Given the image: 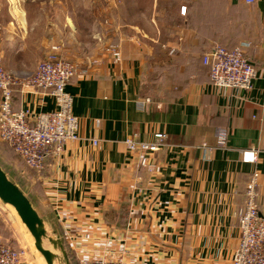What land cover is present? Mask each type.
I'll use <instances>...</instances> for the list:
<instances>
[{
	"label": "crops",
	"instance_id": "0c3cea01",
	"mask_svg": "<svg viewBox=\"0 0 264 264\" xmlns=\"http://www.w3.org/2000/svg\"><path fill=\"white\" fill-rule=\"evenodd\" d=\"M252 1L181 4L187 15L199 14V41L188 34L174 46L169 74L175 84L158 98L143 94V53L133 42L120 40L117 65L104 51L75 55L67 45L63 56L77 68L66 92L79 120V140L64 143L42 173L30 171L36 200L28 199L72 264L91 257H121L125 264H231L253 172L259 174L257 203L264 216V0ZM15 9H7L9 23L0 27L14 56V65L7 66L18 82L13 108L52 112L48 93L25 87L24 80L58 44L54 28H40L34 38L25 14ZM239 44L249 45L252 89L215 93L203 55L213 46ZM97 57L99 64H91ZM220 130L224 147L217 146ZM156 133L165 141L155 154L127 150V139L152 143ZM247 151L255 152V163H243ZM142 157L151 170L140 167ZM13 237L1 236L16 245Z\"/></svg>",
	"mask_w": 264,
	"mask_h": 264
},
{
	"label": "rangeland",
	"instance_id": "374dc122",
	"mask_svg": "<svg viewBox=\"0 0 264 264\" xmlns=\"http://www.w3.org/2000/svg\"><path fill=\"white\" fill-rule=\"evenodd\" d=\"M186 3L187 0H0V27L4 29L9 23L10 15L7 9L16 8L15 12L25 14L34 38L39 36L40 28H54L52 36L58 44L53 46L61 47L62 57L68 51L66 47L69 43L75 48L76 52L72 53L76 55L94 52L98 54L100 51L108 54L107 50L111 48H116L120 52L121 41L133 42L143 53L144 65L141 76L143 94L153 99L163 95L162 90L166 86L175 84V79L169 74L174 56L171 49L176 48L174 46L178 42L180 44L181 41H186L188 34L195 35L199 41L196 36L199 34V14L180 15V7ZM15 15L18 17L19 14ZM2 41L0 33L3 67L7 73L14 76L7 69V66L14 65L12 50L4 47ZM188 47L191 48V45L188 44ZM43 59H40L37 65ZM67 60L76 66L74 61ZM99 60L100 57H97L90 59V62L95 64L99 63ZM186 68L189 70L187 66ZM6 145L0 140V167L34 203L36 199L31 190L35 186L29 183V180L34 178L33 173L13 159V156L18 157L12 148ZM11 211L0 201V240L5 244L7 241L5 239L3 241L2 238L7 236L9 240L13 235V238L17 235L16 245H5L22 253L21 264H45L34 248L31 235L19 221L16 213ZM13 241L14 239L10 243ZM44 244L51 249L47 241ZM65 251L72 264L71 256L66 249ZM53 252L57 255L55 264H63L61 253Z\"/></svg>",
	"mask_w": 264,
	"mask_h": 264
},
{
	"label": "built area",
	"instance_id": "2783aa9c",
	"mask_svg": "<svg viewBox=\"0 0 264 264\" xmlns=\"http://www.w3.org/2000/svg\"><path fill=\"white\" fill-rule=\"evenodd\" d=\"M251 4L252 0H246ZM186 14L181 7L180 15ZM249 45L239 44L227 49L214 46L204 54L202 62L208 68L209 84L215 93L226 89L249 91L252 89L255 70L250 64L246 50ZM171 49V53L175 52ZM60 46H52L41 60L35 72L24 80V86L43 90L53 99L56 109L49 113L34 114L29 110L15 111L13 108V87L17 79L7 73L0 54V140L9 145L24 166L34 173L44 171L47 160L60 155L63 144L79 140V120L72 113L73 98L66 87L77 73L76 66L62 57ZM114 65L121 62V53L116 48L107 50ZM99 64V63H95ZM217 146L224 147L225 131L216 134ZM164 134L156 133L152 143L125 141L131 153H153L164 146ZM93 145H97L93 141ZM255 152L242 153L243 163H255ZM140 167L151 170L153 165L146 157L139 162ZM259 174L253 172L245 188V208L238 218L239 238L231 264H264V216L257 203ZM22 253L7 246L0 240V264H21ZM79 264H125L121 257H91Z\"/></svg>",
	"mask_w": 264,
	"mask_h": 264
},
{
	"label": "water",
	"instance_id": "95a60500",
	"mask_svg": "<svg viewBox=\"0 0 264 264\" xmlns=\"http://www.w3.org/2000/svg\"><path fill=\"white\" fill-rule=\"evenodd\" d=\"M0 201L14 209L21 223L31 235L35 250L43 258L45 264H55L57 255L53 251H59L62 255L63 264H70L63 242L58 238L50 237L45 229L42 218L33 208L30 200L13 183L0 167ZM51 246L48 249L44 242Z\"/></svg>",
	"mask_w": 264,
	"mask_h": 264
},
{
	"label": "trees",
	"instance_id": "16d2710c",
	"mask_svg": "<svg viewBox=\"0 0 264 264\" xmlns=\"http://www.w3.org/2000/svg\"><path fill=\"white\" fill-rule=\"evenodd\" d=\"M188 22H189V21H188ZM237 46H238V45H237ZM213 47H214V46H213ZM213 47H212V48H213ZM221 47H223V46H221ZM212 48H211V49H212ZM234 48H235V47H234ZM211 49H209L208 51H210ZM246 52H247V50H246ZM206 53H207V52H206ZM246 54H247V53H246ZM203 56H204V55H203ZM246 56H247V55H246ZM202 59H203V58H202ZM202 64H203V62H202ZM203 66H204V65H203ZM204 67L207 69V72H208V68H207L206 66H204ZM208 80H209V77H208ZM17 159H19V158H17ZM19 160H20V159H19ZM20 161H21V160H20ZM20 163H21L22 165H24L22 161H21ZM23 193H24V192H23Z\"/></svg>",
	"mask_w": 264,
	"mask_h": 264
},
{
	"label": "bare ground",
	"instance_id": "6f19581e",
	"mask_svg": "<svg viewBox=\"0 0 264 264\" xmlns=\"http://www.w3.org/2000/svg\"><path fill=\"white\" fill-rule=\"evenodd\" d=\"M8 208H10L13 212H14V214H15V211H14V209L13 208H11L10 206H8ZM11 211V212H12ZM18 219H19V217H18ZM19 221H20V219H19ZM24 226V225H23ZM33 240V239H32Z\"/></svg>",
	"mask_w": 264,
	"mask_h": 264
}]
</instances>
